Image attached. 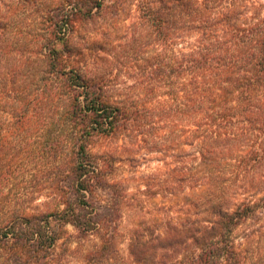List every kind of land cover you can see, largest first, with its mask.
<instances>
[{
    "label": "trees",
    "instance_id": "1",
    "mask_svg": "<svg viewBox=\"0 0 264 264\" xmlns=\"http://www.w3.org/2000/svg\"><path fill=\"white\" fill-rule=\"evenodd\" d=\"M53 2L26 41L14 39L0 6V264H65L63 224L80 241L96 237L87 264H264V0H136L142 57L124 58L138 69L134 88L82 64L70 40L104 0ZM37 132L64 155L50 211H29L28 190L5 186L11 167L47 155ZM129 132L135 154L171 157L168 194L190 189L201 210L163 231L137 227L118 258L125 189L112 177V151L92 144Z\"/></svg>",
    "mask_w": 264,
    "mask_h": 264
},
{
    "label": "rangeland",
    "instance_id": "2",
    "mask_svg": "<svg viewBox=\"0 0 264 264\" xmlns=\"http://www.w3.org/2000/svg\"><path fill=\"white\" fill-rule=\"evenodd\" d=\"M53 1L56 0H0V6L6 13L4 21H7L10 29L16 31L14 39L26 41L32 38L30 35L37 36L40 33L38 15L47 6L52 7ZM136 8V0H104L103 8L92 19L78 23L76 32L70 35L76 57L80 62L82 61V64L86 63V66L95 73L111 71V76H115L117 83L125 80L124 86L133 88L138 69L130 62V68L127 70L124 58L127 52L134 57H142L141 52L139 54L137 52L140 47L139 41L133 40L135 37L133 23L137 21L138 15ZM149 54L148 49L144 57ZM61 139L60 136L59 141ZM32 141L34 145L37 142H39L38 146L40 143L44 144L47 155L33 161L23 160L22 167H16V169L19 168L18 172L15 171V167H11L6 175L5 186L13 191L17 187L21 188L19 190L21 192H24V189L28 190V201L25 196H21L25 199L21 200L28 202L26 205L29 211L32 209L50 211L58 206L54 195V171L61 170L63 166L61 159L64 155L59 156L61 155L57 152L60 151L59 147L55 149L50 146L55 142L52 136L48 138L47 134L37 132L33 135ZM109 149L115 160L112 177L125 189L126 195V199L120 203L119 217L116 219L118 258L128 256V243L137 227L144 230L149 227L157 229L158 232L163 231L164 221L173 217H188L191 213H198L201 210L195 198L191 197L193 193L190 189L184 190V193L177 196L168 194L165 173L169 169L167 162L170 163L171 157H163L154 152L145 155L135 154L137 150L134 132L111 139H96L92 144V151L95 153L106 152ZM228 190L232 195H235L234 191H237L239 195L235 199H241L244 194L242 188L230 187ZM153 191L156 193H151ZM95 195L96 198L102 199L103 203L105 201L111 203L114 200H110L103 191H97ZM235 199H231L229 203L236 204L239 200ZM14 201H18L17 198ZM119 202L120 200L117 204ZM57 229L60 236L57 241L58 249L64 248L66 252L65 264H87L86 253L96 242V237L91 235L82 241L78 240L76 230L71 224L58 225ZM104 264L120 263L113 259Z\"/></svg>",
    "mask_w": 264,
    "mask_h": 264
}]
</instances>
